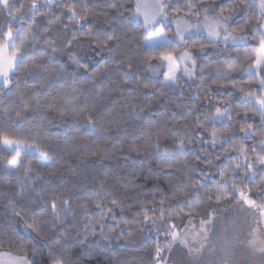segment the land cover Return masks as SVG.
I'll list each match as a JSON object with an SVG mask.
<instances>
[{
	"label": "snow or ice",
	"instance_id": "6c2138e0",
	"mask_svg": "<svg viewBox=\"0 0 264 264\" xmlns=\"http://www.w3.org/2000/svg\"><path fill=\"white\" fill-rule=\"evenodd\" d=\"M126 5L127 0H31L28 27L14 29L15 21L25 19L20 15L25 5L0 0V13L10 18L5 22L7 29L0 28V98L15 97L9 102L14 106L4 105L0 112L6 113L0 122V147L14 153L5 170L7 184L15 182L11 194L19 210L13 201L7 204L13 217L24 219L23 229L29 236L24 240L9 232L5 241L0 234V248L16 249L0 252V264H36L44 245L56 243L60 247L49 249V264H70L61 251L66 247L62 237L71 236L75 243L87 246L88 237L99 234L110 243L130 232L123 225L135 223L140 212L139 222L144 226L140 235L153 229L157 236L165 235L164 242L157 241L149 264H197L208 227L220 209L207 213L198 229L181 231L176 221L192 217L205 200L235 202L239 210L252 215L257 229L264 227V0H134L131 7ZM53 8L66 12H53ZM40 16L47 22L39 21ZM95 16L104 17L103 26L92 19ZM188 16L197 23L188 21ZM237 18L243 23L236 24ZM137 36L142 37L138 42ZM249 38L256 43L242 57L217 59L215 71H205L212 63L207 47L215 45L226 52ZM199 40L203 42L197 44ZM176 42L183 48L178 55L169 50ZM104 53L107 58L97 67L95 57ZM73 66L75 70L69 73ZM81 69L91 73V88L80 86L86 83L79 79ZM238 72L251 77L247 87L236 81ZM66 74L71 75V84L61 92L55 86ZM97 74L102 76L98 82ZM184 78L198 81L197 91L187 100L181 98ZM29 82L44 87L26 93L21 84ZM228 85L241 93L239 105L230 103L231 91H220ZM49 87L54 90L48 91ZM177 89L181 96L175 98L179 101L176 108L183 109L182 116L192 114L184 116V123L176 119L175 112L168 115L167 104L173 101L168 93ZM154 101L163 112L150 107ZM241 105L243 116L237 110ZM50 114L60 118L57 127L72 129L68 140H86L73 144L67 157L57 150L63 146L67 151V141L53 143L50 139L46 124L56 123ZM254 117H259L258 122ZM26 122L28 129L24 128ZM100 141L110 144L102 150ZM217 148L225 155L217 154L213 160L210 156ZM132 153L154 156L166 165L185 153H194V157L168 173L175 181H169L173 191L140 201L139 193L132 191L137 186L120 174V164L109 163L119 157L125 165L134 162ZM28 156L52 168L39 173ZM211 165H215V173L205 167ZM241 176L242 182L238 180ZM188 188L199 191L189 197ZM76 189L83 194L77 195ZM147 191L160 192L161 188L157 185ZM200 192L209 194L201 199ZM21 200L42 201V212L50 221L40 223L34 210L25 218L27 209L19 204ZM134 203L142 206L129 215L126 209ZM187 224L192 225L193 219ZM177 244L185 251L174 257Z\"/></svg>",
	"mask_w": 264,
	"mask_h": 264
},
{
	"label": "trees",
	"instance_id": "16d2710c",
	"mask_svg": "<svg viewBox=\"0 0 264 264\" xmlns=\"http://www.w3.org/2000/svg\"><path fill=\"white\" fill-rule=\"evenodd\" d=\"M81 2H84V0H81ZM133 4V0H127L128 7H131ZM243 7V6H241ZM62 11L63 10L61 9ZM112 11V10H109ZM130 15V13H127ZM244 15H247L245 13ZM192 17V16H189ZM194 18V17H192ZM93 20H95L100 26H103V19L102 16H95L92 17ZM28 20H30L29 17H26L23 22L19 21L16 24H13V28H23L26 29L28 27ZM67 22V21H65ZM236 24L243 23V20L240 18H237L235 21ZM2 29L6 30L7 25L5 24ZM243 34V33H242ZM200 35V34H199ZM142 39V37L137 36V42ZM200 42H203V40L197 41V44ZM256 43L255 40L249 38L246 43L241 44L238 46L237 49H230L229 51H219L215 45L209 46L205 49L206 52L211 54V67L205 69L206 72H214L217 64L215 61L219 59L221 62H223L224 57H234L236 55L243 56L246 49L250 48L252 45ZM223 45L219 46V49H223ZM183 48L180 47L179 43L176 42V44L172 45L171 49L179 52ZM139 50V48H138ZM166 50V51H169ZM197 49H193V51H197ZM96 61L94 62L95 65L98 67L103 64V60L107 58V53L102 54L101 56H96ZM205 63L208 62V58H205ZM155 63V61H153ZM198 63H200V58H198ZM119 67V65H116ZM242 67L246 68L247 64L242 63ZM74 68L69 69V73L74 71ZM78 76L81 81H84L86 83L80 85V86H86L91 88L92 83L89 80V77L91 76V73H84L83 70L78 71ZM236 81L241 86H248V81L251 79V77L244 72H238L234 74ZM162 78V77H161ZM61 79V84L57 85L55 87H59L60 91L63 92L67 89V86L71 84V75L66 74ZM102 79V76L100 74H97L96 80L97 82ZM29 81H31V77L28 78ZM156 81L153 80V83ZM227 83V82H226ZM197 80H188L184 79L181 82V87L183 90V96L181 97L184 100L188 99L189 94L195 93L197 91ZM21 87L25 89L26 93L35 91L39 88H43V84H36V83H25L21 84ZM213 88L216 87V85H212ZM48 91H53V87H49L47 89ZM142 91H148L142 89ZM200 91L203 93L204 89H200ZM220 91L222 92H232V97L230 100V103H232L234 106L240 104L239 97L241 96V93H239L237 90L232 89L230 85L221 88ZM169 96L173 97V101L171 103L167 104L168 109V115H171L173 112H175L176 119L180 121V123H184V116H191L190 113H184V116L181 115L183 112L182 108H176V103L179 101L175 98L178 96H181V89H177L175 92L168 93ZM15 97H7V98H0V112H4L3 106L9 105L10 107L14 106L9 104L10 101H14ZM225 99H228L227 96H225ZM141 100L143 98L141 97ZM203 103V101H201ZM215 103V102H214ZM151 108L153 109H159V111L163 112L164 109L160 108V105L158 102L154 101L151 105ZM193 109H195L196 105H192ZM238 112L241 116L244 114L243 106L241 105L238 109ZM209 110L207 108L204 109V112L207 113ZM53 115L54 114H50ZM144 115V114H141ZM249 117H252V113L248 114ZM6 118V113L4 115H0V122ZM257 122L259 120V117H254ZM54 120L56 123H48L46 124V127L51 132L50 139L53 143H60V141H67L68 149L65 151L63 146H61L58 151H60L61 155H64L67 157L68 153L72 151V145L77 143H85L86 140L84 137H78L76 140H68L67 137L72 135V129L65 128L63 125L60 127H57V124L60 122L59 117L54 116ZM34 123V121H32ZM29 124L26 122L24 125L25 129H28ZM82 127V125H81ZM238 127V125H237ZM57 134H59V139H56ZM251 143V142H250ZM110 144V141H100V145L102 150L106 149ZM190 147H192L190 145ZM227 147V145H225ZM219 154L223 158L225 153H221L219 148H217L210 156L211 159L215 160L216 155ZM14 155V153H9L8 151L4 150L2 147H0V234H3V239L5 241L8 240L7 233H17L18 238H23L24 240H27L29 238L28 233H26L23 229L24 219L21 217H13L12 215V208L8 206V201H13V206L17 207L19 210V205L16 203V201L13 200L12 192L16 190L15 182L11 186L7 184V180L9 179L8 171L5 170V164L9 159H11V156ZM203 155V153H201ZM235 155V153H233ZM131 157L134 158L133 161H129L127 165L124 164L123 158L119 157L117 160L109 161L110 164L119 163L120 168L119 172L120 174L127 179L132 184L136 185L134 189H132L133 192L139 193V200L143 201L145 196L151 197L153 195H164L167 194L170 191H173L172 183L169 181L172 180L173 183L174 178L170 177L168 175L169 172L172 171H178L182 165L184 159H193L194 153H185L184 156L180 157L179 159H174L171 162V165H166L164 161L156 159L154 156L145 158L143 155H137L135 153L130 154ZM28 160L32 161V167L36 169L39 173H46L48 172L52 166L51 165H42L38 163L33 156H28ZM73 162L75 160L73 159ZM216 163H220V161H216ZM56 167H60V165H56ZM64 167H67L65 165ZM208 168L210 173H215L216 167L215 165L211 166H205ZM115 171V169H109V172ZM241 172L243 170H240ZM185 179H187V175L185 174ZM90 180V178H89ZM239 181H243L244 177L241 176L238 178ZM255 182L257 184L260 183V178L257 176L255 178ZM157 185L160 186L161 191L160 192H154V191H147L148 189H154ZM209 187L211 188V183L209 184ZM141 189H144L145 191H141ZM39 190V187L37 188ZM77 195L83 194L81 190L76 189L75 190ZM199 191L198 189L188 188L187 192L189 193V197L192 192ZM209 193L207 192H200L201 199H204L206 195ZM255 194V192L253 193ZM45 195H47V190L45 191ZM116 195L123 196L125 193L123 192H117ZM177 199H183L188 197H176ZM229 204L228 201H221L219 203L213 201H207L200 206L199 211L193 213V218H205L207 216V213L212 211L215 207ZM19 204H23L25 208L27 209L26 217H30L32 215L33 210L37 212L38 214V221L40 223H47L50 221V217L47 216L46 213L42 212L43 202L42 201H36L31 202L30 200H21L19 201ZM236 204L233 202L230 205ZM142 205L139 203H134L133 207L131 209H126L128 211L129 215H132L133 212H136L137 209H139ZM154 206L153 204H149L148 207ZM23 215V214H22ZM143 213H137L135 217V223H130L128 225H123L124 228L129 229L130 232L122 235L118 239L112 240L110 243L104 241L99 234L95 236L88 237V243L87 246L82 244H77L74 242L73 237L71 236H65L61 239L63 240L65 244V248L61 249L62 252H66L67 259L69 260L70 264H149L150 257L154 254V248L157 244V241L160 242L165 241V235L164 233H160L159 236L153 235V230L146 231L144 235H140V229H142L144 226L142 223H140V219H142ZM189 217L182 216L180 217L176 222L178 224H182L184 219H187ZM160 221L157 220V224H159ZM6 225H12L10 228H6ZM18 226V227H17ZM114 235V234H113ZM38 239V238H37ZM60 245L58 243L56 244H48L44 245L42 254L38 257H36V264H49V258L52 255V253L49 251L50 248H59ZM13 251L15 252L16 249H9L6 245L4 248H0V251Z\"/></svg>",
	"mask_w": 264,
	"mask_h": 264
},
{
	"label": "rangeland",
	"instance_id": "374dc122",
	"mask_svg": "<svg viewBox=\"0 0 264 264\" xmlns=\"http://www.w3.org/2000/svg\"><path fill=\"white\" fill-rule=\"evenodd\" d=\"M14 2L17 4L23 3L25 7L20 15H24L25 18H30L28 9L31 0H14ZM61 11L62 10L59 8H53V12L58 13ZM9 19L10 18L5 13H0V28H2ZM37 19L42 23L47 22L46 18L43 16ZM186 19L191 23H197L196 18L188 16ZM18 22L19 20L15 21L13 24ZM58 26L59 25L56 27ZM244 43L246 42L242 44ZM179 52L176 54L178 55ZM57 56H62V54H57ZM72 68H74V66ZM214 209L220 210L215 212L214 223L208 227L209 235L206 246L202 254L196 258L197 264H264V227L257 229L252 215L248 211L239 210L237 204L230 205L227 203L217 206ZM211 212L212 211L209 213ZM190 218L193 219L192 225L187 224V220ZM201 219L202 218L193 217L184 219L180 230L183 231L185 228L198 229ZM204 219H207V216ZM153 235H157L154 229ZM253 239L255 243H253ZM183 251L185 250L182 246L177 244L174 246L173 256H179ZM0 252L7 253L9 251Z\"/></svg>",
	"mask_w": 264,
	"mask_h": 264
}]
</instances>
